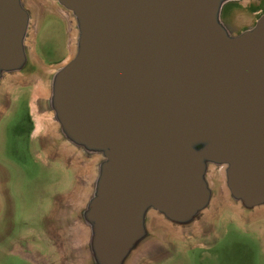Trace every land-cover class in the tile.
I'll return each instance as SVG.
<instances>
[{
    "label": "water",
    "instance_id": "95a60500",
    "mask_svg": "<svg viewBox=\"0 0 264 264\" xmlns=\"http://www.w3.org/2000/svg\"><path fill=\"white\" fill-rule=\"evenodd\" d=\"M32 3L0 0V120L33 84L34 137L72 162L42 218L59 264L161 260L221 198L264 213V0H46L73 52L34 77Z\"/></svg>",
    "mask_w": 264,
    "mask_h": 264
},
{
    "label": "rangeland",
    "instance_id": "374dc122",
    "mask_svg": "<svg viewBox=\"0 0 264 264\" xmlns=\"http://www.w3.org/2000/svg\"><path fill=\"white\" fill-rule=\"evenodd\" d=\"M45 3H32L34 14L39 13L31 28L27 72L32 77L41 69L56 68L73 52L75 33L68 19L56 5ZM33 86L13 87L12 104L0 120V264H40L39 257L48 259L45 264H57L58 257L52 258L42 244V218L55 200L69 198L74 190H69L72 162L47 160L44 144L34 137L40 128L45 130L46 120L29 108L34 102ZM220 200L190 240L165 230L178 243L171 242L167 257L146 264H264V213L243 223L240 211L226 199ZM71 203L76 205V200ZM207 226L213 228L208 233ZM22 248L41 255L31 263L22 258Z\"/></svg>",
    "mask_w": 264,
    "mask_h": 264
},
{
    "label": "flooded vegetation",
    "instance_id": "af4514ba",
    "mask_svg": "<svg viewBox=\"0 0 264 264\" xmlns=\"http://www.w3.org/2000/svg\"><path fill=\"white\" fill-rule=\"evenodd\" d=\"M30 108V107H29ZM48 243V244H47ZM46 243V241H44L42 244L44 245V247L45 248H47L49 251H50V256L52 257V258H54L55 257V255H56V252H55V244H52V243H50L49 244V242H47ZM27 248H22L21 249V255H22V258L24 259V260H26V261H29V262H31V261H35V258H36V256L37 257H39L40 255H38V254H36V255H32V254H30V251L29 250H26ZM46 257H44V258H40L39 257V259H36V260H38V261H40V264H45V262L48 260V259H45ZM32 263V262H31ZM33 264V263H32ZM50 264V263H49ZM55 264V263H54ZM57 264H59V263H57Z\"/></svg>",
    "mask_w": 264,
    "mask_h": 264
}]
</instances>
